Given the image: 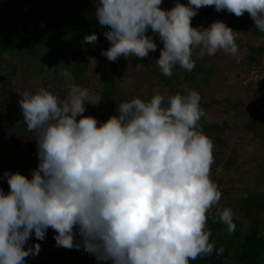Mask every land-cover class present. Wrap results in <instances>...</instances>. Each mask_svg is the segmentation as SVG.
<instances>
[{"label":"clouds","instance_id":"obj_1","mask_svg":"<svg viewBox=\"0 0 264 264\" xmlns=\"http://www.w3.org/2000/svg\"><path fill=\"white\" fill-rule=\"evenodd\" d=\"M162 2L94 0L95 19L110 42L101 54L111 62L148 57L158 47L150 29L163 45L155 62L164 76L177 65L191 72L194 50L200 59L220 50L236 55L238 32L223 21L192 26L208 6L236 17L247 12L264 32V0H177L167 10ZM84 43H98V36L86 35ZM60 76L63 97L45 87L17 90L39 164L30 179L3 174L9 191L0 189V264H26L41 250L40 243L26 247L28 241L33 234L44 241L49 228L57 247L82 248L98 264H190L212 254L207 214L221 191L210 178L212 141L197 129L204 115L199 93L185 85L183 94L133 98L100 122L84 115L88 89L67 70ZM217 216L229 233L235 230L230 207Z\"/></svg>","mask_w":264,"mask_h":264},{"label":"rangeland","instance_id":"obj_2","mask_svg":"<svg viewBox=\"0 0 264 264\" xmlns=\"http://www.w3.org/2000/svg\"><path fill=\"white\" fill-rule=\"evenodd\" d=\"M21 1L0 0V44L8 29L7 21L16 22V27H26V29H31L32 31L33 26L29 20L34 21L36 17H39L40 14L48 9L50 4H54V1L50 2V0H35V5L28 3L21 6ZM64 1L95 13L94 0ZM184 1L186 0H178L182 4H184ZM175 3H177V0H163L161 7L166 10L171 9ZM21 11L26 14L25 21L20 18L17 19ZM34 11L36 12V17L31 18V13ZM242 17H236L226 10L217 12L214 6L200 8L194 17L196 20L195 27H208L217 20L223 21L234 31L238 32L236 38L238 53L233 56L220 50L213 57L200 59L197 51L194 50L192 57L195 61L194 69L188 72L177 65L174 67L173 74L170 77L164 76L155 62L159 58L160 49L163 47L162 44L157 47L155 52H150L148 57H132L128 59L120 57L116 62H111L101 54L102 50L110 47V42L107 39L103 43H92L89 46L82 42H76L70 31L72 23L62 17L57 10H47L44 20L38 22V24L40 27H44L49 22L51 23L55 20L59 22V28L54 31L56 35H59V38L56 39L52 46V49H54L52 57L56 59L59 66L64 60H70L74 65H82L87 61L88 70L83 78L76 83L88 89L89 97L107 98L110 101V105H113L111 103H115V101L120 102L127 98H135V91L130 89V87L127 90L128 83H131L130 85L133 87H137L138 83L148 82L153 88L156 86L154 83H159L165 92V97L174 95L177 92L183 94L182 89L187 85L190 89L199 93L201 105H205L201 106L202 110H204V107L207 106L205 103H210L213 100V84H219L217 88L222 89L225 79L232 80L233 88L226 92V96L223 99H228L235 111L232 129L239 136L235 137L233 142L231 140L227 144L228 149L230 148L227 157L230 159L229 162L233 161L232 166L238 173L232 170V166L229 165L230 167L226 172L230 175L224 179H226V182L230 180L235 185L239 184L242 187L239 189L236 188L238 186H233L235 195L230 201L231 206H228L233 210V205H236L237 201L239 202L248 197L249 194L264 193V84L259 87L246 81L251 67L249 58L254 57V54L257 55V52H260L258 51L259 48L262 49V55L260 53L262 57H259L260 63H264V36L257 35L256 32L259 29L254 26V21L250 16ZM11 54H0V189H3L5 193L9 191V185L3 176L5 171L20 172L31 178V170L35 169L39 164L35 138L27 137L26 140L28 142H24L23 138L20 139L19 137L22 134L20 118L23 117V114L19 106L20 96L17 90L23 91L27 89L34 92L37 88L44 87L46 80L53 78L57 64H54L51 58H48L47 61H42L41 59L21 58L18 54H14V56ZM67 71L72 74L70 70ZM223 75H226L225 79ZM64 81L59 82V93L54 92L61 97L67 91L66 79ZM171 87L174 90L171 91L169 89ZM218 89L217 91H219ZM159 91L162 90L160 89ZM136 93L139 95V91H136ZM151 98L149 97L148 100ZM112 108L115 109L116 107L113 105L107 109L111 110ZM9 109H11V112H9ZM203 113H206V115L200 121L198 128L205 131L206 128L203 121L204 119L208 122L211 120L207 118V114L209 113V117H212L213 110L211 112L204 111ZM91 115L95 118L98 117L97 111L92 112ZM248 128H250L252 133L247 136L245 133ZM242 133H244L243 137H241ZM8 140H16L14 149L2 148L3 143ZM212 154L213 158L217 157L215 152H212ZM218 154L220 157H225L223 152ZM214 159L215 162L211 165V169L216 170L218 159ZM244 160H248V162ZM25 168H27V171L24 173L23 169ZM212 173L215 172L212 171ZM224 207L226 208L227 206H223L220 203L214 209L218 212L222 211ZM32 237L35 236L33 235ZM40 253L41 251L38 255L29 256L27 259L35 262L38 257L40 258ZM229 255H233V253L230 251ZM87 256L90 258V254H87Z\"/></svg>","mask_w":264,"mask_h":264},{"label":"trees","instance_id":"obj_3","mask_svg":"<svg viewBox=\"0 0 264 264\" xmlns=\"http://www.w3.org/2000/svg\"><path fill=\"white\" fill-rule=\"evenodd\" d=\"M52 1H54V4H50L47 10H57L62 17L72 23L70 31L76 42L84 43V37L92 33H95L98 36V44L106 41L103 32L108 29L99 26V22L95 19L93 12L86 8L74 6L72 3L64 0H50V2ZM21 2V6L28 3L32 5L36 4L35 0H22ZM187 3L188 0L184 1V4ZM47 10L40 14L39 17H36L35 11L31 13V18H34V16L36 17V21L29 20L33 26L32 31L31 29H26V27H16V22L12 23L7 21L8 29L3 37L2 43L0 44V54L12 53L11 55L13 56L14 54H18L21 58L29 57L30 59L35 58L41 59L42 61H47L48 58H51L54 64H56V59L52 57V52H54L52 46L56 42V39L59 38V35H56L54 32L59 28V22L55 20L51 23H47L44 27H40L38 24V22H42L44 20ZM246 15L250 16L247 12H245L243 17ZM19 18L25 21L26 14L21 11L17 19ZM191 23L192 26L195 27V18L192 19ZM256 33L257 35L262 34L260 30ZM147 34L153 35L154 42H156L158 46L162 44L158 35L153 34L150 29ZM89 45L90 44H86V46ZM258 51L260 52H257V55L253 53L254 57L249 58L251 65L254 63L260 64L259 57H262L260 56L262 49L259 48ZM55 69L53 78H46L48 80H46L44 87L48 88L52 92L59 93V82H65V78L60 76V72L70 70L73 74L72 76L74 77L75 82L80 81L88 70V62L85 61L82 65H74L70 60H64L60 66L57 63ZM43 74L45 73L43 72ZM169 89L172 91L173 87ZM10 110L11 109H9V112H11ZM20 123L22 125L21 130L24 133L20 136V139L23 138L24 142H28L26 138L34 136L27 132L23 117L20 118ZM211 128H213L215 132L218 131L217 127L212 126ZM200 131L202 130L200 129ZM221 134L222 132H220L219 135H214V138L219 140L222 138ZM15 144L16 140H8L3 143L2 148L6 147L11 150L15 148ZM26 171L27 168L23 169L24 173ZM233 211L235 213L234 223L236 227L231 233L225 231L227 227L223 223L219 222L217 212L213 215L212 213L207 214V228L211 231L210 242H214V251L210 255H203L198 257L196 260H191L190 264H264V193L257 192L255 194H249L248 197L239 202L237 201V204L233 205ZM48 231L49 229L47 230L45 244H41V241H37L35 237H31L26 247L34 246L35 243H40V251L45 249L50 240V234H48ZM51 231L52 229L50 228V232ZM221 247H223L224 251L222 254L218 255L216 249ZM230 251L233 255H229Z\"/></svg>","mask_w":264,"mask_h":264},{"label":"crops","instance_id":"obj_4","mask_svg":"<svg viewBox=\"0 0 264 264\" xmlns=\"http://www.w3.org/2000/svg\"><path fill=\"white\" fill-rule=\"evenodd\" d=\"M261 35L264 36V32H262ZM261 35L259 34V36H261ZM223 77L225 79L226 75H223ZM224 81L225 82H224V86H222L223 87L222 89L217 88V86H219V84H215V85L213 84V100H211L210 103H205V104H207V106L204 107L205 109L203 110V112L204 111L211 112L213 110V116L212 117H209V113L207 114V118L211 119V120L208 122L206 119H204V121H203L204 127L207 129H205V131H202V133L204 135H206L212 141V144H213L212 152H215V156H217L214 158L218 159V163H217V167H216L217 171L214 169H211L210 170V178L215 184H217L219 190L221 191L220 201L216 205H214L212 209L209 210V212L212 213V215L215 212H217L214 208L218 207L220 205V203L223 204V206L228 207L231 204L230 201H231L232 197L234 198V195H235L233 193L235 191L233 188L235 183L230 182V180H229V182H226V179H224V178L227 177L228 175H230V174H228V172H226V170L230 166H232V163H233V161L229 162L230 159H228V157H227L229 155L228 151L230 150V148L228 149L227 144L231 140L233 142L234 138L239 136V134L236 133L235 130L232 129L233 128V122H234L233 118L235 117V115H234L235 111L233 110V107H231L232 106L231 102L228 99H225V98L223 99V97L226 96V92L229 91L231 88H233L232 87L233 81L232 80L229 81V79H225ZM130 84L131 83H128L127 90H129V87H130V89L135 91L134 92L135 98H140L144 101H147L149 99V97L151 98V97H153V95L158 94L159 92H160L159 94L165 95V92L160 87L159 83L158 84L154 83V85H156L154 88L148 82L138 83L137 87H133ZM225 84H226V86H225ZM228 85H230V86L228 87ZM33 87L36 88L35 86H33ZM115 88H117V87H115ZM133 88H135V89H133ZM160 89L162 91H159ZM217 89L219 91H217ZM173 90H174V88H173ZM136 91H139L140 96L137 95L138 93H136ZM89 100L91 103L90 102L85 103V108H86L87 113H84V115L85 116H89V115L92 116L91 115L92 112L97 111L98 117L96 119L100 122H104L110 116L117 115V113L115 111L116 108L113 109L114 108L113 107L111 110H109V109H107L109 106L114 105L115 107H117L122 102L130 101L131 98H127L126 99L127 101L126 100H121L120 102L115 101V103H111L113 105H110V103H109L110 101L107 98L104 99L103 97H101V98L97 97L96 98V97L90 96ZM98 100L100 101L99 103H97ZM201 104L202 103L200 101V106H205V105H201ZM210 106H211V109H210ZM201 109H202V107H201ZM107 110H108V112H107ZM106 113H107V115H106ZM205 115H206V113H204V115L201 117L200 121L203 119V117ZM200 121L198 122V125H197L198 130L201 129V128H198V126L200 125ZM212 126L217 127L218 131L215 132L213 130V128H211ZM220 132H222V134H221L222 138H220L219 140H216L214 138V135H219ZM244 133L241 134V137H243ZM250 133H252V132H251L250 128H248L247 132L245 134H247V136H248ZM22 134H24L23 131H22ZM219 152L225 153V155H224L225 157H220V155L218 154ZM244 161L248 162V160H244ZM214 162H215V159H214ZM20 166H21V164H20ZM231 169L235 170L233 168V166L231 167ZM212 171L215 173H212ZM235 186H238L236 188H239V189L242 188L239 186V184H236ZM214 210H215V212H214ZM225 231H227V229ZM48 234H50L49 235L50 240H49V243L47 244V247L41 251L40 258L38 257L37 261H35V262H31L30 259L26 258V264H94V262L87 256L88 253L85 252L82 248L81 249H75V248L65 249L62 247H57L55 239H54L56 233L54 232L53 229L50 232V228H49ZM76 239H77V241H79V239H80L78 233L76 234ZM211 242H213V241H211ZM208 264H213V263H208Z\"/></svg>","mask_w":264,"mask_h":264},{"label":"built area","instance_id":"obj_5","mask_svg":"<svg viewBox=\"0 0 264 264\" xmlns=\"http://www.w3.org/2000/svg\"><path fill=\"white\" fill-rule=\"evenodd\" d=\"M248 73V81L250 84L255 86H262L264 84V63L260 64H252ZM41 244H45V240L41 242ZM90 259L94 262V264H98L96 258L90 255ZM100 264H110V261H103Z\"/></svg>","mask_w":264,"mask_h":264}]
</instances>
